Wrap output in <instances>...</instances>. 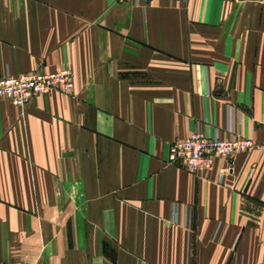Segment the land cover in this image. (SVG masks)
Instances as JSON below:
<instances>
[{
  "label": "crops",
  "instance_id": "obj_1",
  "mask_svg": "<svg viewBox=\"0 0 264 264\" xmlns=\"http://www.w3.org/2000/svg\"><path fill=\"white\" fill-rule=\"evenodd\" d=\"M1 264H264V0H0ZM258 141L195 174L170 144Z\"/></svg>",
  "mask_w": 264,
  "mask_h": 264
},
{
  "label": "built area",
  "instance_id": "obj_2",
  "mask_svg": "<svg viewBox=\"0 0 264 264\" xmlns=\"http://www.w3.org/2000/svg\"><path fill=\"white\" fill-rule=\"evenodd\" d=\"M140 5L153 0H132ZM74 88V72L67 66L55 72H31L0 77V98L24 108L30 101L50 91L71 93ZM258 145V141L235 135L229 139L208 137L197 126L183 140L170 144L169 162L185 170L199 174L213 168L217 158L225 159L229 165L221 169V175L232 170V159L239 153ZM1 264V263H0Z\"/></svg>",
  "mask_w": 264,
  "mask_h": 264
},
{
  "label": "rangeland",
  "instance_id": "obj_3",
  "mask_svg": "<svg viewBox=\"0 0 264 264\" xmlns=\"http://www.w3.org/2000/svg\"><path fill=\"white\" fill-rule=\"evenodd\" d=\"M0 12H1V10H0ZM64 68V67H63ZM62 69V68H61ZM46 72V71H44V70H42V69H40V68H36V69H33V68H31V69H27V70H24V71H20V72H17V73H12L11 71H8V72H6L4 75H2V76H7V75H18V74H22V73H31V72ZM1 77V76H0Z\"/></svg>",
  "mask_w": 264,
  "mask_h": 264
}]
</instances>
